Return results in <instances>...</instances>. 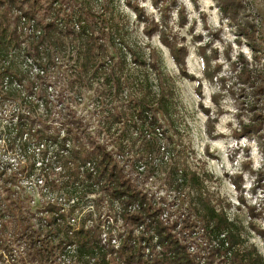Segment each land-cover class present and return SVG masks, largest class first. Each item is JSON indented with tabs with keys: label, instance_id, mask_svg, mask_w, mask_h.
<instances>
[{
	"label": "trees",
	"instance_id": "trees-1",
	"mask_svg": "<svg viewBox=\"0 0 264 264\" xmlns=\"http://www.w3.org/2000/svg\"><path fill=\"white\" fill-rule=\"evenodd\" d=\"M93 1L99 10L88 0H0V264H111L112 252L122 264H199V258L203 264H264L241 226L215 207L218 199L204 184L211 175L180 164L179 149L169 146L164 126H173L175 89L160 53L134 43L124 15L114 16L112 8L104 14L115 0H104L106 6ZM149 1L164 22L173 1ZM122 2L144 23L147 38L158 33L178 75L193 79L184 69L186 47L169 40L136 0ZM199 56L210 80L217 70L208 73V60ZM252 75L244 66L234 78ZM230 77L218 76V88L232 92ZM194 81L199 96L200 80ZM51 87L56 91L47 92ZM81 88L94 93L104 140L90 134L71 104ZM201 111L210 134L216 116ZM260 124L240 123L231 134L248 135ZM159 172L166 198L137 188V179ZM19 180L28 186L19 188ZM259 185L262 206L246 211L248 227L264 242V227L252 223L253 216L264 220V180ZM92 186L99 195L89 199ZM37 188L53 192L52 200H32ZM237 199L243 203L240 194ZM103 203L107 209L115 203L117 218L141 229L114 226L116 217ZM111 238L118 240L115 249ZM138 238L149 253L142 254Z\"/></svg>",
	"mask_w": 264,
	"mask_h": 264
},
{
	"label": "rangeland",
	"instance_id": "rangeland-1",
	"mask_svg": "<svg viewBox=\"0 0 264 264\" xmlns=\"http://www.w3.org/2000/svg\"><path fill=\"white\" fill-rule=\"evenodd\" d=\"M136 1L143 14L156 22L157 28L161 27L169 40L183 44L187 49L184 69L193 76L191 80L178 75L166 47L158 40V33L154 32L147 38L142 32L144 23L135 20L132 11L123 5L122 0H115L111 7L103 9L106 16L110 8L114 16L119 18L124 15L130 27V38L140 46L147 43L155 47L160 53L164 69L174 79L176 112L173 115V126H164L171 139L169 146L179 149L180 164L197 172L207 171L211 175L204 184L212 193L213 200L218 199L214 203L215 207H223L226 216L241 226L240 233L245 243L254 245L264 257V242L248 227L250 218L246 211L247 205H253L256 210L262 206L263 193L259 183L264 180V0H172V4L168 3L165 8L164 22L149 0ZM101 3L106 6L104 0ZM88 4L99 10V3L88 0ZM202 53L208 60V73L212 68L217 70L216 79L213 76L209 80L204 75L199 56ZM232 63H235L234 69L231 68ZM244 66L253 71V75L248 81H237L234 78L235 72L238 67ZM218 76H231L227 78V84L232 87V92L218 88ZM197 78L200 80L199 96L194 90V79ZM53 90L56 91V87L47 88L49 93ZM54 95L51 94L49 99L54 98ZM78 95L80 100L72 102V106L83 117L90 134L104 140L103 134L98 132L100 117L92 110L93 91L81 88ZM54 101L55 98L51 103ZM200 107L207 109L211 116H216L210 134L206 133V116ZM250 121L261 122L257 131H250L248 135L237 138L232 136L231 131L238 129L240 123ZM163 175L159 172L157 176L145 181L137 179V188L152 193L157 191V195L166 198ZM231 180L238 184V188L234 187ZM17 185L22 189L28 186L24 180L17 181ZM91 189L93 192L86 197H98L99 190L95 186ZM239 194L243 203L237 199ZM52 195L53 192L48 194L37 188L32 200L43 203L47 198L52 200ZM29 205L33 209V203L29 202ZM102 205L103 211L116 217L114 226L123 231L133 227L132 231L136 232L138 226L134 227L117 218L115 203L108 209L105 203ZM87 207L90 205L87 204ZM252 223L259 228L264 227L261 216H253ZM114 244H118L117 239ZM65 249L70 251L72 246ZM112 249L115 248L112 246ZM107 257L111 264H122L114 252Z\"/></svg>",
	"mask_w": 264,
	"mask_h": 264
},
{
	"label": "built area",
	"instance_id": "built-area-1",
	"mask_svg": "<svg viewBox=\"0 0 264 264\" xmlns=\"http://www.w3.org/2000/svg\"><path fill=\"white\" fill-rule=\"evenodd\" d=\"M136 229V231L137 230H140L141 229V226H138V228L136 227L135 228ZM153 243H154V237H153ZM103 241H105V239H104V237H102L101 236V242H103ZM112 243H111V242ZM118 241V240H117ZM114 242H115V238H111L110 240H109V243L111 244V246H113L114 248H116L117 247V245L118 244H114ZM135 242H136V244L140 247V250H141V252H142V254H147V253H149V247H148V245H146L145 244V241L144 240H142V239H136L135 240ZM154 248H156V250H153L154 252L155 251H158V249H159V247H158V245L157 244H155L154 243ZM192 248L190 247V250H191ZM199 264H203V261L201 260V258H199Z\"/></svg>",
	"mask_w": 264,
	"mask_h": 264
}]
</instances>
